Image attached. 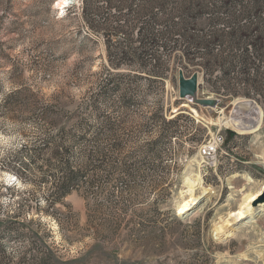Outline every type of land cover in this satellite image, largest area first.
<instances>
[{
  "label": "rangeland",
  "instance_id": "1",
  "mask_svg": "<svg viewBox=\"0 0 264 264\" xmlns=\"http://www.w3.org/2000/svg\"><path fill=\"white\" fill-rule=\"evenodd\" d=\"M56 3L0 0V264H264V203L212 232L245 176L264 185V0ZM180 70L216 108L178 98ZM238 99L255 134L218 123ZM216 137L214 194L178 216Z\"/></svg>",
  "mask_w": 264,
  "mask_h": 264
},
{
  "label": "bare ground",
  "instance_id": "2",
  "mask_svg": "<svg viewBox=\"0 0 264 264\" xmlns=\"http://www.w3.org/2000/svg\"><path fill=\"white\" fill-rule=\"evenodd\" d=\"M67 4L68 0H57L55 6L60 10L66 8ZM234 104L238 116H234L235 118L231 117V119H219L218 123H223L226 129H232L240 134H255L258 132L262 125L263 114L261 110L253 106L251 102L243 99L236 100ZM182 107L189 108L192 116L196 119L199 118V113L195 109L189 107L187 104H183ZM254 121L256 125L252 124ZM220 126L222 127V125ZM200 160L199 153L188 161L183 172L182 187L175 201V211L178 216L187 215L196 210L203 199L210 200L214 194L210 188L204 186L201 172L202 162ZM9 177L10 176H5V179H10ZM244 179L245 184L243 187L234 191L233 194L231 193L228 200L229 203L235 200V196H239L235 209L220 213L221 215H217L218 217L216 216L215 221H213L212 232L215 236L224 234L231 235L236 230L246 225L251 218L255 209L254 204L262 191L263 185L258 186L250 176H245ZM225 206L227 205H224V207ZM261 206H263V204H260L258 207Z\"/></svg>",
  "mask_w": 264,
  "mask_h": 264
},
{
  "label": "water",
  "instance_id": "3",
  "mask_svg": "<svg viewBox=\"0 0 264 264\" xmlns=\"http://www.w3.org/2000/svg\"><path fill=\"white\" fill-rule=\"evenodd\" d=\"M198 86L199 82L197 73H193L187 78L183 71H178V98L180 100H189L193 105L203 108L216 107V99L198 97ZM257 203H264V185L254 205Z\"/></svg>",
  "mask_w": 264,
  "mask_h": 264
},
{
  "label": "built area",
  "instance_id": "4",
  "mask_svg": "<svg viewBox=\"0 0 264 264\" xmlns=\"http://www.w3.org/2000/svg\"><path fill=\"white\" fill-rule=\"evenodd\" d=\"M217 100V99H216ZM190 102V101H189ZM191 103V102H190ZM219 101L217 100V105ZM216 105V107H217ZM214 107V108H216ZM222 142L217 140V137L212 142L204 145L200 151V158L203 165L204 176L216 167L218 157V147H221Z\"/></svg>",
  "mask_w": 264,
  "mask_h": 264
},
{
  "label": "trees",
  "instance_id": "5",
  "mask_svg": "<svg viewBox=\"0 0 264 264\" xmlns=\"http://www.w3.org/2000/svg\"><path fill=\"white\" fill-rule=\"evenodd\" d=\"M174 122L173 121H171V122H169L168 124H173ZM66 193V192H65Z\"/></svg>",
  "mask_w": 264,
  "mask_h": 264
}]
</instances>
